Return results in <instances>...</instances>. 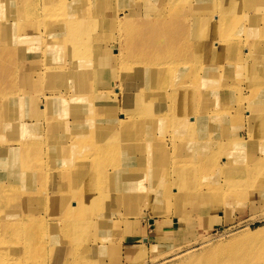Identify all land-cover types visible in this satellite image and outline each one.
I'll list each match as a JSON object with an SVG mask.
<instances>
[{"label":"rangeland","instance_id":"rangeland-1","mask_svg":"<svg viewBox=\"0 0 264 264\" xmlns=\"http://www.w3.org/2000/svg\"><path fill=\"white\" fill-rule=\"evenodd\" d=\"M195 1L180 0L162 7L165 8L166 15L168 9L169 17L179 14V21L183 20L180 17L189 16L188 28L187 30L182 29V33L169 28L164 32H158L156 33L155 44L148 47L145 42L151 34L148 30L143 29L142 24L145 23L146 19H143L141 15L146 10V0H141L137 4L139 8L136 9L138 13L136 18L142 17L135 19L132 30L122 31L118 34L114 28L105 31L101 29V32L97 35V40L116 37L118 34L128 44L127 49L130 57L134 53H144L148 61L147 63H139L135 68H131L130 65L115 68L109 60H101L96 67H104L106 70L100 76L91 78L94 82H90L87 87L89 93L96 95L97 93L108 92L110 97H113L112 95L117 92L116 90H122L124 98H119L114 103L111 101L106 111L94 115L97 120L112 121L113 127L118 126L117 121L121 119L122 113L125 112L131 117V113L134 112L136 106H145L148 114L152 116L154 114L160 115L166 108L161 106L167 105V116L165 118L137 120L133 124L136 125L135 137L142 136L149 129L155 134V137L151 138L153 143L150 148L152 153L151 166L154 171H157V169L158 171L162 170L159 173L160 176L153 179L156 181L149 180L147 178L149 177L148 168H146L144 161L145 157H139L142 159L141 162H137L141 182L135 181V187L147 190L151 194L152 202L156 200L162 208L167 206L166 196L174 190L180 194L179 201H186V206H180L178 201L170 198L167 206L169 208L168 217L167 212L166 214H159L158 204H149L144 201L137 204L136 210L130 211L132 208L128 207L122 196H125L127 192H132L134 187L130 186L129 189H123L125 179L122 177H117L115 181L110 177L109 180L108 174L110 172L117 176L127 173L122 167L113 169L117 164L111 155L106 158L104 156L92 157L93 153H90L91 156L87 155L85 157L84 154L89 153V151L86 150L83 156V150H80V153L73 151L80 160L82 159V165L71 168L77 170L74 176L73 174H65L66 170H60L53 164V162H58L59 158L53 159L50 156L51 151L61 148L63 139H58L57 136L66 132L67 126L48 128L49 125L42 123L39 130L29 134L25 132L21 122L27 120L25 119L27 101L25 100L26 92L21 91L25 86L24 80L27 79L20 76L21 70L3 62L9 49V41L4 39L3 44L7 43V45L2 50L0 58L3 62H0V69H3L0 72V81H4V87H0V93L6 94L7 100L0 109V155L4 154L7 158L1 156L0 163L5 160L10 162H8L9 166L0 164V174L4 175L0 180V188L9 194L8 199H0V208L3 207L5 202L7 203V218L6 222H2L1 227L12 228L13 230H10V233H0V249L5 245L8 246L6 252L8 255L6 253L1 254L6 255L0 260L1 264H5L6 261H11L13 264H31L30 261L34 262L32 257L42 248L44 255L40 256L34 264L48 263L52 260L53 254H58L56 257L59 262L66 257H72L68 261H77L79 264H92L95 262H98L97 264H183L185 261L191 260L192 257L199 258L197 264H231L229 258L241 253L242 251L239 248H226V250L213 254H211V251H216L219 247H226L244 233L261 228L263 231L257 233L251 243L255 244L260 241L259 239L264 238V185L258 182L257 174L247 176L240 174L249 157L254 155L264 156V145H262L264 140V114L261 113L264 108L249 105L241 95H239L241 100L238 103H229L224 109H216L221 105L218 103L215 105L214 111L225 112V121L220 126L210 124L208 118L206 120L190 117L176 119L174 116L183 115L185 107L182 109L169 107V105H172L169 97L172 94L170 92L171 88H167V80L171 79L169 82L176 83L186 80V78L177 77L173 79L171 74L174 70H167V65L178 67L174 72L176 74L186 73L194 60L181 64L179 56L182 52V44L186 41L185 38L191 41L200 38L201 20L203 22V18L207 13L214 10V8L212 10L208 8L202 14L197 15L203 9L201 6L204 8L209 6V2L199 0L196 8L193 7L187 14L181 12V9L183 11L192 7ZM222 2L223 0H218L219 4ZM231 3L232 0L227 1L223 3V7L233 14L234 18L241 14L249 18L248 23L246 17L242 21L244 38H248L251 42L256 28L260 27L261 32L264 30L263 24H257L258 13L264 12V0H238L237 7L231 6ZM120 6L127 9L126 0H124V3L119 2V9ZM113 7L117 8L116 5H113ZM215 16H217L216 11L212 13V20L215 19ZM195 17H197V21H194ZM233 21V24L225 27H213L215 28L214 31L232 35L238 33L242 23L239 20L237 21L236 18ZM211 23L213 22L211 21ZM35 39L36 37H31V40ZM69 40L74 41L73 38ZM110 44L111 53L118 51L120 48L118 41H111ZM96 45L97 41L91 46V54ZM192 45L194 46V44ZM86 48L85 50H87ZM250 49L254 48L250 45ZM218 51L221 55L210 56V61L221 58L223 68H232L234 65H249L244 61H234L239 54H237L238 49L233 44L226 46V49L223 46ZM38 55L33 52V57H38ZM88 55L89 52L86 53L87 57ZM253 55H255L254 59L264 56V45L258 47ZM33 57L30 52L27 56L19 59L28 63V59ZM64 58L65 56H61L56 61ZM150 61L156 62V65H152ZM158 65H165L166 69L162 70ZM258 65L259 63L253 66ZM141 66L148 67V69L145 71L138 70ZM13 67L18 78L16 76L13 83H7L2 76L6 72L8 74ZM205 67L206 65L201 73H210V76H212L214 72L211 69H205ZM233 69L226 73V76L233 77L220 79L223 82L222 86H212V80L203 79L200 84L202 89L199 91L201 92L203 89L224 91L222 92L226 94V97L223 96L222 98L224 101L232 96L234 91L252 85L259 79L258 75L264 78L263 67L259 70L254 69L255 72L236 70L239 75L236 80L235 70L233 71ZM254 74L258 75L254 78ZM155 80H162L166 83L164 88L163 84L161 85L162 92L155 91L153 85ZM33 82L37 85L31 86V90H43V80L41 78L34 77ZM58 82L60 85L58 88L61 89L64 84L62 81ZM228 84L229 88L227 89ZM170 86L176 87L177 85ZM136 91H139L137 95L143 94V97H135ZM202 96L201 94L195 96L192 100L194 104L196 100L202 99ZM212 96L209 95L206 101H209ZM92 99L94 100L95 97ZM91 103L89 102L88 105ZM49 105L47 108L53 118L50 124L60 123L58 117H65V114L55 110L52 99L49 100ZM66 105L71 106L68 103ZM63 112L65 113L67 110ZM50 128L53 130L54 139H48L46 134ZM251 128H254L252 132L249 131ZM200 131L206 137V143L212 142L213 144L209 145V149H201L197 152L194 148ZM10 136L14 143L12 147H9L7 143ZM78 136L80 135L76 137ZM162 141L166 143V147L162 148ZM4 146L5 149L3 150ZM140 146L142 149L137 156L146 151V143ZM212 146L214 148H211ZM67 147L65 145L63 148L65 152L60 157L64 161L69 160L72 154V151L66 152ZM124 149L126 151L130 150L126 146H124ZM221 157L224 158V162ZM213 158L215 162L212 160ZM120 159L123 165L127 166L124 164L127 161H122V155ZM209 162L214 163L215 170L212 172H210L212 164ZM83 163H91V165ZM261 163L264 165V158ZM61 168L65 169L64 167ZM5 171L10 173L8 172L5 175ZM19 173H23L24 180L20 181L18 179ZM86 173L85 184L90 188L82 192L81 210L76 212V217L72 219L65 214V210H59L55 201L59 200L63 206L69 205L74 191V185L70 184L74 180L75 183L80 180H76V176L86 175ZM64 175L66 176L64 177ZM182 178L186 179L188 188L178 189ZM157 184L162 185V193L153 192ZM245 184L244 191L243 186ZM224 185L232 189L236 188L237 194L235 197L226 196L221 192L210 194L212 188ZM32 187L40 193L47 192L50 196L45 197L40 193L36 195L30 191ZM169 188L172 190H169ZM137 198H143V196H134L133 199L138 202ZM27 203L31 205L29 206ZM82 215L84 216L83 219ZM132 215L138 217L133 219L131 218ZM121 219H128V222L132 223L126 226V224L120 222ZM30 223L33 225L32 229L27 228ZM28 235L42 236L56 242L53 247L46 246L42 242L33 244L27 242L26 237ZM67 235L71 236L62 240L63 236ZM74 235L78 239H73ZM143 236H146V240L141 242L140 238ZM89 238H91V242L88 245ZM127 246H131L130 249L139 248L143 251V254L138 259H134V257H131L130 249ZM18 258L21 259L17 260Z\"/></svg>","mask_w":264,"mask_h":264},{"label":"bare ground","instance_id":"bare-ground-1","mask_svg":"<svg viewBox=\"0 0 264 264\" xmlns=\"http://www.w3.org/2000/svg\"><path fill=\"white\" fill-rule=\"evenodd\" d=\"M141 0H126L127 9H124L123 6L118 7L119 2L124 3V0H0V58L2 50L5 48L7 43L3 42L8 40V54L3 59V62H6L9 66H14L20 71V76L24 80L25 86L21 92H26L25 100L27 101L26 105V116L24 122L22 123L23 129L27 134L35 130H39L42 123L49 125V127L57 126L61 128L62 126H67L66 132L57 136L58 139H63L61 148L53 149L51 155L53 159H58V162H53L54 165L60 170H66V174H75L76 169H71L72 167H79L82 165V159L80 160L78 155L73 151L80 153V150L84 152L87 150L92 154V157L104 156L105 158L108 155H111L116 160V167L113 169L122 167L127 173H122V175H114L113 172L108 174L109 180L110 177L112 180H116L117 177H122L125 179L124 188L129 189L130 186H133L134 189L132 192L124 196L125 203L128 205V198L133 196H143V198H138L137 204H140L141 201L147 202L149 204H158L159 214L167 212V206L169 205V199L172 198L175 201H178L180 206H186V201H179V195L177 191L170 192L167 197V206H162L154 200L152 202L151 194L143 189L136 188L135 181H140V170L137 166V162H141V156H144L145 166L149 177L145 176L152 181L160 176L159 173L162 170L154 171L152 170V153L150 152L151 145L153 146L151 138L155 137V134L151 129L143 133L142 136L135 137L136 125L133 123L135 121L141 120H150L156 118H165L167 116V105H162L161 107H166L160 115H150L145 106H136L135 110L131 117L127 113L121 114V119H118L116 127H113L112 121L100 119L97 120L94 116L97 113H103L110 106L111 101L114 103L120 98H124L122 90H116L117 92L110 97V93H89L87 90L90 82H94L91 78L100 76L101 73L106 70L104 67H96L101 60H109L115 68L126 67L127 65L135 68L139 63H147L148 58L144 53H134L131 57L128 55V44L125 42L120 34L122 31L132 30L134 27L135 19H139L143 16V19H146L145 23L142 24L143 29L149 31L151 36L145 42L146 46L154 45L156 33L164 32L169 29L175 31H180L182 29L188 28L189 16L186 14L190 12L193 7H197L199 0L195 1V4L189 9H185L181 12H186V16L183 18L179 14L174 17L168 16L165 13L164 6L171 5L180 0H146V10L142 12V16L136 18L138 13L136 9L138 2ZM209 2V6L204 8L197 14L200 15L208 8H214L212 12L207 13L201 20L202 31L199 33L200 38L189 40L185 38L181 55L179 56V61L181 64L189 63L190 60H194L191 64V67L186 70L185 74L174 73L178 67H173L172 65H167V70H174L171 77L176 79L177 77L186 78V80L180 82H169L171 79L167 80V88H171V94L169 93L170 101L172 105H169L172 109H182L185 107L183 115H178L176 119H200L208 121L210 124L222 125L225 121V112H215L214 107L219 103V107L216 109H224L229 103H238L241 100V95L243 99L257 106V108H264V78H261L258 74H254V78L258 75L259 79L256 80L252 85H249L248 88L239 89L234 91L232 96L226 100H222L223 96L226 97V94H223L224 91H216L213 89H202L200 87L201 81L203 79L212 80V86H222L223 82L220 80L223 77H233L226 76V73L233 69L235 70V80L237 76L239 77L236 70L240 71H250L255 72L254 69L264 68V56H261L259 59H254L253 54H255L256 49L264 45V30L261 32V28H256L253 33V39L249 42L248 38H244L245 34L243 32V19L246 17L247 23L249 18L247 16L237 15L235 18L242 24L240 25V31L235 34H226L215 32V26L225 27L226 25L233 24L234 16L230 12L226 11L223 7V3L231 0H223L221 4L218 3V0H205ZM238 1V0H237ZM237 1L232 0L231 6L237 7ZM240 1V0H239ZM245 1V0H242ZM155 2V3H154ZM215 2V4H213ZM113 5H116L117 8H114ZM112 8V9H111ZM157 9V10H154ZM216 11L217 16L212 20V13ZM184 15V13H182ZM187 17V18H186ZM194 21H197V17L194 18ZM211 21L213 23H211ZM264 25V12L258 13V22L257 24ZM114 28L118 34L116 37H110L107 39L97 40V35L103 31ZM261 32V33H260ZM74 36V37H73ZM136 36V35H135ZM25 37V38H22ZM31 37H36L35 40H31ZM96 37V39H95ZM73 38L74 41L71 42L69 39ZM5 39V40H4ZM118 41L120 48L114 53H111V41ZM97 41V45L93 53H90L91 46ZM194 44V46L192 45ZM231 44L236 46L238 49L234 61H244L248 63L247 66L234 65L232 68H223V60L221 58H215L214 61H210V56L221 55L219 54L218 49H221L223 46L226 49V46H231ZM173 45V44H170ZM250 45L254 49H250ZM87 47V48H86ZM85 48L87 50H85ZM33 52L39 54L38 57H33L28 59V63L21 61L19 58L27 56L29 53ZM89 52L88 57L86 53ZM65 56L63 60L56 61L57 58ZM18 58V59H17ZM0 62H2L0 60ZM2 62V63H3ZM149 63V62H148ZM152 65H156V62L150 61ZM252 63V64H251ZM259 63L258 66H253L254 64ZM194 64V65H193ZM137 65V66H136ZM205 69H211L214 74L210 76V73H201L204 66ZM239 66V67H237ZM11 68L10 71L5 73L4 80L6 79L7 83H13V80L18 75L16 74L15 68ZM162 70L166 69L165 65H158ZM148 67L141 66L138 70L145 71ZM191 70V71H190ZM3 69H0V72ZM226 71V72H222ZM246 74V73H244ZM248 76V74H246ZM1 77V78H2ZM41 78L43 80V90L33 91L31 86L37 85L33 82V78ZM193 77V78H192ZM206 77V78H202ZM62 81L64 86L60 89L59 82ZM169 82V83H168ZM163 88L165 82L162 80L153 81L156 92L161 91V85ZM177 85L176 87H169V85ZM232 85V84H230ZM0 87H4V81H0ZM229 88V84L226 86ZM146 89V88H144ZM165 90V89H162ZM141 91V90H139ZM139 91H136L135 97H143V94H138ZM238 92V94H237ZM217 93V95H215ZM203 94L202 99L196 100L195 104L192 100L194 97ZM209 95V101H206ZM50 97V98H49ZM95 99L93 100L92 98ZM113 98V99H112ZM52 99V105L56 111L65 114V117H58V124H50L53 121L52 115L48 110L49 100ZM7 96L4 93H0V109L5 105ZM12 100V99H11ZM169 101V102H170ZM223 101V102H222ZM89 102H92L88 105ZM180 104H178V103ZM222 102V103H221ZM41 105H40V104ZM66 103L71 106L68 107ZM88 108V113H87ZM11 109V101H10ZM33 110L37 111L34 112ZM67 110V112H63ZM262 111L261 113H263ZM174 115V114H173ZM10 120V119H9ZM13 125V124H12ZM254 128H251L249 131H253ZM82 133V134H81ZM46 134L48 139H54L53 130L50 128L47 130ZM77 135H80L76 137ZM83 135V137H82ZM76 137V138H75ZM206 137L203 135V132L197 135V142L195 144L196 151L201 149H209L211 143H206ZM205 139V140H203ZM17 141V140H15ZM8 146L12 147L14 145L11 136L7 140ZM146 143V151L141 155L137 156L141 151V144ZM67 145L66 152L72 151V154L66 161L60 159L61 154L65 151L63 148ZM264 145V140L263 144ZM124 146L128 147L130 150L126 151ZM79 147V148H76ZM166 147V143L162 141V148ZM72 150H71V149ZM90 148V149H88ZM211 148H214L212 146ZM5 146L3 147V150ZM10 149V148H9ZM1 152V151H0ZM6 154V153H5ZM121 155L123 160L127 161V166H124L121 162ZM7 158L4 154L0 155ZM264 156H252L249 157L245 164L243 165L242 172L240 174L251 175L254 174L258 176V182L261 185H264V165L261 163ZM224 162V158L221 157ZM214 162V158L212 159ZM8 160L2 161L0 164L8 165ZM211 163V162H209ZM86 165H91V163H83ZM94 166V163L92 161ZM210 172L214 169L213 164ZM226 165V164H225ZM9 166V165H8ZM64 167L65 169H62ZM112 169V170H113ZM229 170V169H226ZM38 171V170H36ZM9 171H5V175ZM10 173V172H9ZM4 175L0 174V180ZM66 175H64L65 177ZM76 180L80 179L77 183L74 181L70 185H74V191L72 192V201L69 202V205L63 206L59 200L55 201V204L59 207V210H65V214L72 219L76 217V212L81 210L82 192L86 191L90 187L85 184L86 175L76 176ZM18 179L20 181L24 180L23 173H19ZM151 184V183H149ZM179 188H188L186 186V179L182 178L180 180ZM245 191L246 184L243 186ZM248 189V188H247ZM169 190H172L169 188ZM32 193L38 195L40 192L35 190L34 187L30 189ZM154 193H162L163 187L161 184H157L156 188L153 191ZM221 192L226 196L235 197L236 188H231L229 186H216L210 190V194H216ZM167 194V192H165ZM9 194L7 191H2L0 188V199H8ZM40 195L49 197L50 195L47 192H41ZM54 195V193H53ZM86 195V194H84ZM185 196V195H184ZM56 198H59L55 196ZM186 197V196H185ZM178 199V200H177ZM29 206L30 203H27ZM177 204V206H178ZM26 205V204H25ZM177 209V207H176ZM7 203L5 202L3 207L0 208V233H10L12 228L1 227L2 222H6L7 218ZM80 214V213H79ZM174 215L178 217L175 213ZM84 216L82 215V219ZM125 219H121L120 222H124ZM6 224V223H5ZM32 224L27 228L32 229ZM263 230L257 229L249 233H244L239 236L237 240L230 242L226 247H219L216 251H211V254L218 253L220 251L226 250V248L237 247L242 252L235 254L233 257L229 258V263L231 264H264V238L259 239L255 244H252V240ZM71 235L63 236L62 240H65ZM27 242L31 243H45L46 246H52L55 244V240L45 239L42 236H32L28 235L26 237ZM73 239H78L76 235L73 236ZM146 239H141V242H144ZM91 242V238L88 240V245ZM252 245V246H250ZM127 248H132L127 246ZM8 246H4L0 249V260H2L6 255ZM131 257L138 259L143 251L139 248L129 250ZM128 252V253H129ZM6 253V255H1ZM127 254V253H126ZM14 255V253H13ZM44 255L43 248L32 257L33 261L29 263L34 264L40 256ZM58 255V254H57ZM57 255H52V260L45 264H79L77 261L69 262L68 260L72 257H66L60 262L58 261ZM71 255V254H70ZM18 258L17 260H20ZM66 259V263H65ZM197 257H192L191 260L185 261L183 264H197ZM98 262L92 263L97 264ZM1 264V263H0ZM5 264H13L11 261H6ZM84 264V263H83Z\"/></svg>","mask_w":264,"mask_h":264},{"label":"crops","instance_id":"crops-1","mask_svg":"<svg viewBox=\"0 0 264 264\" xmlns=\"http://www.w3.org/2000/svg\"><path fill=\"white\" fill-rule=\"evenodd\" d=\"M133 198H134V196L128 198V202H129L128 207H129V208H132V209H130V211H132V210H136V206H137V201H135ZM137 199H138V198H137ZM137 199H136V200H137ZM137 217H138L137 215H132L131 218L136 219ZM131 223H132V222H128V219H125V221L123 222V224H126V226L131 225ZM150 223H151V221H150ZM129 233H130V232H129ZM141 239H146V236H143L142 238H140V240H141Z\"/></svg>","mask_w":264,"mask_h":264}]
</instances>
